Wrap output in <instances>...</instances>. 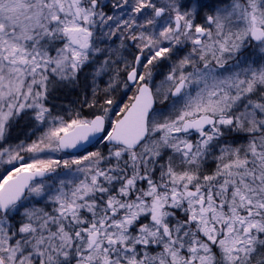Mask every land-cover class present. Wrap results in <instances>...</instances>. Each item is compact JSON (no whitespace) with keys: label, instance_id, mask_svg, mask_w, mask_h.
<instances>
[{"label":"snow or ice","instance_id":"1","mask_svg":"<svg viewBox=\"0 0 264 264\" xmlns=\"http://www.w3.org/2000/svg\"><path fill=\"white\" fill-rule=\"evenodd\" d=\"M0 264H264V0H0Z\"/></svg>","mask_w":264,"mask_h":264}]
</instances>
